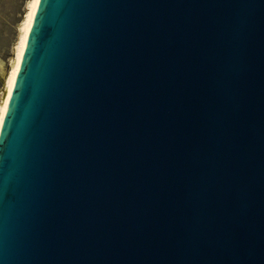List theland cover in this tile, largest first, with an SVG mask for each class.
Returning a JSON list of instances; mask_svg holds the SVG:
<instances>
[{
    "label": "water",
    "instance_id": "1",
    "mask_svg": "<svg viewBox=\"0 0 264 264\" xmlns=\"http://www.w3.org/2000/svg\"><path fill=\"white\" fill-rule=\"evenodd\" d=\"M0 128V264H264V0H39Z\"/></svg>",
    "mask_w": 264,
    "mask_h": 264
},
{
    "label": "rangeland",
    "instance_id": "2",
    "mask_svg": "<svg viewBox=\"0 0 264 264\" xmlns=\"http://www.w3.org/2000/svg\"><path fill=\"white\" fill-rule=\"evenodd\" d=\"M31 0H0V99Z\"/></svg>",
    "mask_w": 264,
    "mask_h": 264
},
{
    "label": "bare ground",
    "instance_id": "3",
    "mask_svg": "<svg viewBox=\"0 0 264 264\" xmlns=\"http://www.w3.org/2000/svg\"><path fill=\"white\" fill-rule=\"evenodd\" d=\"M38 1L39 0L30 1L29 8L24 18V22L22 23V26H21L20 37L18 39L16 48H15V57L12 61L10 70L4 81L3 93L0 99V128H1L3 117L6 111V107L8 104L9 95L13 87V83L15 81V77H16V74L19 68V64H20L21 57L23 54V49L26 43L27 35H28L29 29H30V26L33 20L35 8L37 6Z\"/></svg>",
    "mask_w": 264,
    "mask_h": 264
},
{
    "label": "snow or ice",
    "instance_id": "4",
    "mask_svg": "<svg viewBox=\"0 0 264 264\" xmlns=\"http://www.w3.org/2000/svg\"><path fill=\"white\" fill-rule=\"evenodd\" d=\"M29 30H31V29H29Z\"/></svg>",
    "mask_w": 264,
    "mask_h": 264
}]
</instances>
